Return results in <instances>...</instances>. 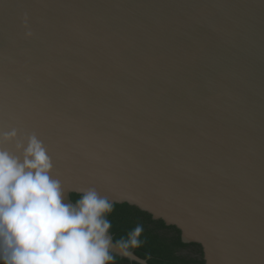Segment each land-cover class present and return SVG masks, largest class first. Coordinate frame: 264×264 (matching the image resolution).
Listing matches in <instances>:
<instances>
[{
	"label": "water",
	"instance_id": "1",
	"mask_svg": "<svg viewBox=\"0 0 264 264\" xmlns=\"http://www.w3.org/2000/svg\"><path fill=\"white\" fill-rule=\"evenodd\" d=\"M32 135L67 202L94 188L205 264H264V0H0V149Z\"/></svg>",
	"mask_w": 264,
	"mask_h": 264
},
{
	"label": "clouds",
	"instance_id": "2",
	"mask_svg": "<svg viewBox=\"0 0 264 264\" xmlns=\"http://www.w3.org/2000/svg\"><path fill=\"white\" fill-rule=\"evenodd\" d=\"M21 148L20 155L0 149V264H110L113 249L130 256L140 246V225L113 241L107 219L113 204L94 188L67 202L35 135Z\"/></svg>",
	"mask_w": 264,
	"mask_h": 264
},
{
	"label": "trees",
	"instance_id": "3",
	"mask_svg": "<svg viewBox=\"0 0 264 264\" xmlns=\"http://www.w3.org/2000/svg\"><path fill=\"white\" fill-rule=\"evenodd\" d=\"M79 195L72 194L75 202ZM107 219L111 221L110 235L114 242L127 239L128 234L137 226H142L139 237L140 246L131 248L140 259L148 264H205L203 252L197 244H185L181 232L175 227H168L163 221H156L151 215L128 204H115ZM193 250L194 256H184L183 252ZM110 264H136L128 260L114 258Z\"/></svg>",
	"mask_w": 264,
	"mask_h": 264
},
{
	"label": "rangeland",
	"instance_id": "4",
	"mask_svg": "<svg viewBox=\"0 0 264 264\" xmlns=\"http://www.w3.org/2000/svg\"><path fill=\"white\" fill-rule=\"evenodd\" d=\"M183 255L184 256H194L195 252L193 250L189 249V250L183 252Z\"/></svg>",
	"mask_w": 264,
	"mask_h": 264
}]
</instances>
